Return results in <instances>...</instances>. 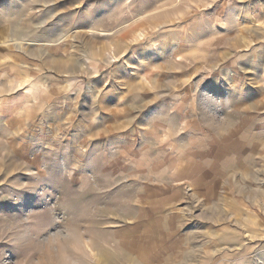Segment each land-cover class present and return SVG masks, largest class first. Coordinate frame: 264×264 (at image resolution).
<instances>
[{
  "label": "rangeland",
  "instance_id": "374dc122",
  "mask_svg": "<svg viewBox=\"0 0 264 264\" xmlns=\"http://www.w3.org/2000/svg\"><path fill=\"white\" fill-rule=\"evenodd\" d=\"M0 264H264V0H0Z\"/></svg>",
  "mask_w": 264,
  "mask_h": 264
}]
</instances>
